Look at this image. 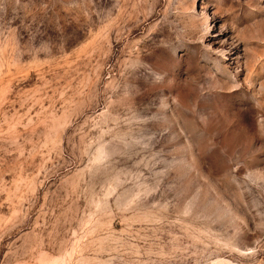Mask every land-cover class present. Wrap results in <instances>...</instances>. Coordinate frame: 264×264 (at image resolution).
<instances>
[{
    "label": "rangeland",
    "instance_id": "obj_1",
    "mask_svg": "<svg viewBox=\"0 0 264 264\" xmlns=\"http://www.w3.org/2000/svg\"><path fill=\"white\" fill-rule=\"evenodd\" d=\"M0 264H264V0H0Z\"/></svg>",
    "mask_w": 264,
    "mask_h": 264
}]
</instances>
